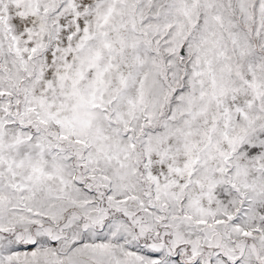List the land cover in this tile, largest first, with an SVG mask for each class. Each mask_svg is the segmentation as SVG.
<instances>
[{
    "label": "snow or ice",
    "instance_id": "1",
    "mask_svg": "<svg viewBox=\"0 0 264 264\" xmlns=\"http://www.w3.org/2000/svg\"><path fill=\"white\" fill-rule=\"evenodd\" d=\"M0 264H264V0H0Z\"/></svg>",
    "mask_w": 264,
    "mask_h": 264
}]
</instances>
